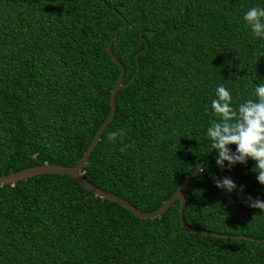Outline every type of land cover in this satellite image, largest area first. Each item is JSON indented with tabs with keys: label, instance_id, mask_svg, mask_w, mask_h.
I'll return each mask as SVG.
<instances>
[{
	"label": "trees",
	"instance_id": "1",
	"mask_svg": "<svg viewBox=\"0 0 264 264\" xmlns=\"http://www.w3.org/2000/svg\"><path fill=\"white\" fill-rule=\"evenodd\" d=\"M255 6L264 0H0V176L78 163L120 72L108 46L125 87L82 177L151 213L199 168L183 222L224 235L185 232L177 201L140 220L46 174L0 186V264H264V211L245 203L264 201L255 162L218 167L207 136L218 85L238 108L264 81V38L243 19ZM225 177L236 191L216 187Z\"/></svg>",
	"mask_w": 264,
	"mask_h": 264
},
{
	"label": "clouds",
	"instance_id": "2",
	"mask_svg": "<svg viewBox=\"0 0 264 264\" xmlns=\"http://www.w3.org/2000/svg\"><path fill=\"white\" fill-rule=\"evenodd\" d=\"M246 25L251 28L253 37L264 38V8H250L243 17ZM253 95L255 100L248 99L232 107V94L223 85L216 88V98L211 101L213 114L218 118L210 121L207 136L211 139V149L217 152L216 163L223 168L227 162L229 169L236 164H246L250 159L255 162L252 172L257 173V181L264 185V81L256 84ZM125 129L109 132L107 140L115 142L123 138ZM235 145V151L231 149ZM129 146L120 148L121 152ZM217 188L229 193L237 190V185L230 178H214ZM243 192V188L239 189ZM245 203L251 208L264 211V201L259 198L247 197Z\"/></svg>",
	"mask_w": 264,
	"mask_h": 264
},
{
	"label": "water",
	"instance_id": "3",
	"mask_svg": "<svg viewBox=\"0 0 264 264\" xmlns=\"http://www.w3.org/2000/svg\"><path fill=\"white\" fill-rule=\"evenodd\" d=\"M126 23L123 22V25L120 27V30H122L125 27ZM115 35L112 37L114 39ZM105 52L110 56L111 60L118 66L120 72L119 75L116 79V82L112 88V90L109 93V98H108V103H109V112L100 125V127L96 130L90 144L86 148L85 152L81 156L80 160L75 166L72 167H62V166H53L49 164H42L39 166H34L30 168L23 169L18 172H12L4 176H0V186L5 185V184H13L17 181H22L27 178H33L37 177L40 175H46V174H52V175H65L73 180H75L81 187H83L86 191H88L90 194H92L94 197L106 200L109 202H112L114 204H117L121 208L125 209L126 211L130 212L134 217L143 220V219H154L159 217L174 201L178 202V221L181 226V228L187 232V233H192V234H197V235H202V236H211L214 238H222L224 235H219L211 232H202L195 230L193 228L188 227L184 222H183V217H182V207H183V196L181 194V191L183 187L186 185L188 180L195 176L199 175V168L193 172H191L178 186L176 192L172 194L157 210L151 212V213H141L137 210H135L131 205L123 201L122 199L113 196L111 194H108L106 192H103L101 190H98L94 187H92L83 177L81 174V168L86 162L87 157L91 153L92 149L94 148L96 142L98 141V138L102 131L106 128L108 122L112 118L114 114V106H113V98L114 95L116 94L117 91L120 89L124 88L125 85H121L122 81V68L119 64V62L115 59V57L111 54L109 47H105ZM237 239H247L250 241L258 242L260 240L252 239V238H247V237H233Z\"/></svg>",
	"mask_w": 264,
	"mask_h": 264
}]
</instances>
